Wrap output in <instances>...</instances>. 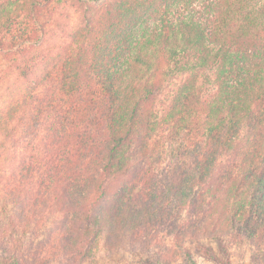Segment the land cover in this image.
Here are the masks:
<instances>
[{
    "label": "trees",
    "instance_id": "obj_1",
    "mask_svg": "<svg viewBox=\"0 0 264 264\" xmlns=\"http://www.w3.org/2000/svg\"><path fill=\"white\" fill-rule=\"evenodd\" d=\"M125 250L264 256V0H0V264Z\"/></svg>",
    "mask_w": 264,
    "mask_h": 264
},
{
    "label": "rangeland",
    "instance_id": "obj_2",
    "mask_svg": "<svg viewBox=\"0 0 264 264\" xmlns=\"http://www.w3.org/2000/svg\"><path fill=\"white\" fill-rule=\"evenodd\" d=\"M55 12L49 17L52 24L53 35L49 36L52 39L48 44H57L67 41V33L77 24V16L75 9L66 3L55 8ZM242 256V259L240 258ZM4 258V254L0 252V262ZM250 254L244 250H237L234 255V263L237 264L242 260L243 264H264V256L259 259L251 261ZM132 256L125 252H116L113 254L101 253L97 264H130ZM203 264H212L210 262L202 261Z\"/></svg>",
    "mask_w": 264,
    "mask_h": 264
}]
</instances>
